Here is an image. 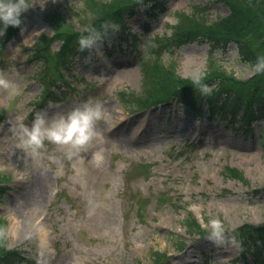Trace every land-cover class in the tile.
<instances>
[{"label": "rangeland", "instance_id": "rangeland-1", "mask_svg": "<svg viewBox=\"0 0 264 264\" xmlns=\"http://www.w3.org/2000/svg\"><path fill=\"white\" fill-rule=\"evenodd\" d=\"M84 1L32 0L22 25L9 26L0 36V72L16 89L0 87L4 248L22 252L33 264H264V249L256 258L245 255V246L229 234L228 241L214 244L207 224L219 217L229 231L245 223L264 225V121L253 122L249 133L231 127L229 120L209 119L205 108L201 116L178 106L136 112L121 98L143 93L138 61L153 63L154 50L159 63L179 77L191 78L197 69L206 72L208 45L177 48L165 42L181 14L200 8L196 15L208 24L226 18L229 10L218 0H156L165 8L156 19L143 12L126 19L136 47L116 48L102 58V45L111 42L107 38L90 50L89 62L85 56L59 60L52 53L31 60L39 39L55 35V19L77 33L86 28L91 15L84 12ZM228 1L239 12L238 25L235 31L210 29L232 38L226 50L213 54L218 67L248 82L256 71L239 60L232 40L240 39L264 57V25L260 13L247 7L252 0ZM59 47L55 41L47 48L54 53ZM47 87L56 93V102L44 103ZM89 98L102 102L106 119L97 121L98 135L84 148L46 140L36 156L19 144V122L30 126L38 112L50 118ZM100 150L103 159L97 163L94 154ZM227 167L241 171L248 185L229 177ZM189 214L207 236L188 232L184 221ZM156 254L164 256L158 260Z\"/></svg>", "mask_w": 264, "mask_h": 264}, {"label": "trees", "instance_id": "trees-1", "mask_svg": "<svg viewBox=\"0 0 264 264\" xmlns=\"http://www.w3.org/2000/svg\"><path fill=\"white\" fill-rule=\"evenodd\" d=\"M222 5L229 10L226 18L214 19L210 23H203L202 15H196V11L191 14H181L178 24L172 27L171 37L165 43L168 45L181 48L187 44L200 42L209 46L207 53L208 63L204 81L209 83L213 91L211 94H203L197 86L194 85L191 78H182L175 74V70L171 66H165L159 63V52L154 50L152 54H156L153 63H148L145 58L138 61V66L141 68L144 75V89L142 94L130 93L121 94L122 104L134 111H144L153 108H171L182 107L190 110L191 114H202L203 108L209 119L213 121L225 122L229 120L231 127L237 129H250L253 122L260 123L264 121V89L261 87L264 72H256L252 80L248 82L238 81L233 75L228 74L222 67H218L215 61L217 50H226L230 39L219 36V32H210V29L220 28L235 31L234 28L238 25L237 18L238 10L228 0H218ZM86 8L84 12L89 11L91 15L88 19L86 28L77 33L73 30L64 29L68 26L66 23H61L55 19L52 23L55 29V35L51 38L41 37L36 44L31 60L34 57L47 59L50 54L60 56L63 60L68 58L70 61L76 57L87 55L89 49L83 51L78 50L77 38L81 34H87L86 29L92 25L100 28L102 22L108 19L116 20L121 25V30L112 35V30H108V34L104 38H110L111 42L108 47L103 48L101 56L110 55L114 49H125L126 47H136L135 37L129 34L126 25V19L138 13L143 12L151 19H156L158 13L164 12L163 4L156 0H105L93 1L85 0ZM143 5V6H142ZM247 7L259 12L264 25V0H252L247 2ZM57 16V15H55ZM226 25V26H225ZM213 29V30H214ZM127 38H132V46L127 45ZM167 39V38H166ZM55 41L59 43V49L56 52H50V44ZM236 43L239 60L244 64L253 67L256 60L259 58L249 46L240 39L232 40ZM218 67V68H217ZM246 90V91H244ZM44 103L50 102L52 99L56 102L58 98L54 91L50 89L44 90ZM53 101V100H52ZM264 133V126H260ZM246 132L250 133V130ZM227 175L237 179L246 185L248 180L243 173L236 168L225 169ZM7 188L0 185V198L6 192ZM193 214H189L185 220V225L189 233H196L201 237L207 236V231H204L202 226ZM230 236L235 237L242 247L245 246V255L253 254L255 258L257 254L264 249V225L255 226L245 223L235 230H228ZM3 236H0V264H33L30 258L25 254L16 250H7L2 244ZM181 248H185L182 241L175 239ZM156 258L160 260L164 254H156Z\"/></svg>", "mask_w": 264, "mask_h": 264}, {"label": "clouds", "instance_id": "clouds-1", "mask_svg": "<svg viewBox=\"0 0 264 264\" xmlns=\"http://www.w3.org/2000/svg\"><path fill=\"white\" fill-rule=\"evenodd\" d=\"M32 6V0H0V36L6 34L9 26H21L23 23L22 14ZM109 29L112 30V35H115L121 30V25L116 20L108 19L102 22L100 28H96L94 25L88 27L87 34H81L77 38L78 50H92L100 47L98 42L103 41ZM84 60L89 62L91 56L86 55ZM253 69L256 72H264V57H259L256 60ZM205 75V71L197 69L191 73V79L203 94H211L213 88L204 81ZM0 87L13 93L16 90L15 82L4 72H0ZM102 119H106L102 102L89 98L67 112L54 113L50 118L38 112L30 126L22 121L19 122L15 134L19 137V144L36 156L45 147L46 140L80 150L98 135L95 125ZM94 159L100 163L103 159L102 150L94 154ZM207 224L211 226L208 239L214 244L221 245L229 240L228 230L221 218L212 217ZM7 231L8 227L0 226V236L5 235ZM231 239L235 240V237L233 236Z\"/></svg>", "mask_w": 264, "mask_h": 264}]
</instances>
